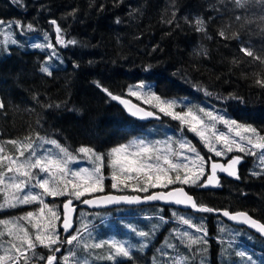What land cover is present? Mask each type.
Returning a JSON list of instances; mask_svg holds the SVG:
<instances>
[{
    "label": "trees",
    "instance_id": "trees-1",
    "mask_svg": "<svg viewBox=\"0 0 264 264\" xmlns=\"http://www.w3.org/2000/svg\"><path fill=\"white\" fill-rule=\"evenodd\" d=\"M101 4L104 5L102 10ZM261 7L241 9L232 0H20L19 3L0 0V20L6 24L17 20L23 25L31 23L35 29L29 31L13 26L0 31V100L5 104L0 109V143L39 132L57 139L70 151L84 145L106 153L133 139L167 141L182 138L186 127L181 130L180 123L170 117L161 114L159 121L148 122L127 117L97 87L96 81L113 94L149 108L126 92L130 85L143 81L162 98L177 100L182 108L219 111L227 118L264 129V88L254 83L256 73L264 77V67L239 51L241 43L258 53L264 49V31L258 20ZM73 9L77 11L69 16ZM173 12L176 13L174 22L166 23L172 19ZM237 15L249 18L253 23L241 29L244 20L236 21ZM198 16L206 20L204 33L195 31L185 20V17L193 20ZM118 18L120 23L116 22ZM52 19L65 30L66 39H75L78 43L66 48L57 47L59 55L50 62L53 74L48 76L40 71L45 58L50 55L48 50L31 45L48 42L44 39L45 34L54 43L55 30L49 23ZM222 28L229 32L240 31V39L220 37L218 32ZM7 31L13 33L16 44L5 42ZM234 59L239 63H234ZM205 90L212 95H206ZM230 94L241 97L242 102L223 99ZM173 146L178 149V145ZM6 150L14 152L11 145H6ZM236 154L239 153L226 156ZM238 170L241 179L221 178L216 190H199L196 185L177 186H183L198 204L214 209L247 211L264 222V175H252L261 171L258 159L246 156ZM109 172L110 169L105 167V176ZM110 182V179L105 180L104 193L115 192ZM64 198L68 196L45 197V200L49 204L55 201L59 211ZM16 209L14 214L10 213L13 209L0 211V219L35 210ZM173 213L182 214L198 225L202 223L207 229V245H193L189 250L181 243L174 230L202 234L175 222L177 218ZM103 219L106 220L101 221ZM73 222L72 233L82 224L88 226L83 237L89 244L119 240L135 247L132 259L118 258L113 262L103 258L109 252L107 246L85 252L82 248L64 244L57 255L59 258L66 251H76L70 264L72 260L82 264L85 259L88 264H172L178 256L187 257L186 264H247L235 255L238 251L251 255L256 264H264L263 240L242 227L228 225L212 213L181 212L155 205L101 211L76 208ZM139 231L152 233L147 238L148 246L142 251L140 244L145 238L135 237ZM166 243L175 247L167 248ZM158 250L169 255H161ZM38 251L45 257L49 253L46 248H38ZM36 264L44 262L37 261Z\"/></svg>",
    "mask_w": 264,
    "mask_h": 264
},
{
    "label": "snow or ice",
    "instance_id": "snow-or-ice-1",
    "mask_svg": "<svg viewBox=\"0 0 264 264\" xmlns=\"http://www.w3.org/2000/svg\"><path fill=\"white\" fill-rule=\"evenodd\" d=\"M13 2L19 3L20 0H13ZM232 2L241 9L261 5L262 14L258 20L261 30L264 31V0H232ZM103 7L104 5L101 4V10ZM76 11L73 9L68 15L72 16ZM175 17L176 13L173 12L172 19L167 20L166 23L172 24ZM234 19L236 21L244 20V23L240 25L241 29L253 23V20L246 17L242 18L240 15L235 16ZM185 20L194 26L195 31L206 32V20L203 17L198 16L193 20L185 17ZM116 22L120 23L119 18ZM49 23L54 26L55 44L50 42L47 34H45L44 39L48 42L34 43L31 47L51 50V54L45 58L40 68L42 73L51 76L53 73L50 62L59 55L57 45L66 48L70 45H76L78 41L66 39L65 30L61 28L57 20L52 19ZM13 26L17 29L35 30L31 23L23 25L21 21L17 20L6 24L5 21L0 20V28L11 29ZM218 35L224 39L238 40L241 32H229L226 28H222ZM5 36L6 43L9 41L12 44L17 43L12 38L13 33L11 31L5 32ZM239 51L245 57L251 58L253 62H258L264 67V49L258 53L251 46H244L241 43ZM204 54H207L206 51ZM233 62L239 63L235 59ZM75 66L78 67L79 65ZM95 83L111 100L118 101L123 105L134 118L141 120L160 119L162 114L178 121L181 130L186 127L188 131L194 133L208 151L214 153L216 157H224L233 152L239 154L231 156L226 164L213 160L211 156L205 160L195 145L186 138L180 140L169 138L167 141L133 139L128 143L112 147L106 153L98 152L91 146L81 145L75 150L79 155H74L57 139L42 136L39 132L29 134L22 139H12L0 143V197H2L0 199V211L15 209L22 205H38L36 210L28 211L22 216L0 219V264H36L37 261H43L44 264H59L60 260L63 261V264H70V259L77 255L76 251L70 250L67 255L59 259L56 255L61 251L60 246L64 244L73 246V248H82L85 252L107 246L109 252L106 257H103L104 259L113 262H117L118 258L132 259V249L135 245L119 240H101L91 244L85 242L83 232L88 231L86 224H82L75 232L70 233L74 224L75 206L73 199L81 200L86 195L92 197L81 201L86 205L165 201L184 205L199 212H220L232 221L255 229L264 237V222L255 219L247 211L231 212L228 209H214L207 205L198 204L183 186L170 188V186L177 184L218 187L220 186L218 172L226 173L228 176L239 180L241 177L238 166L246 156L256 157L261 166V171L253 172L252 175H264V129H257L251 124H244L235 119L227 118L226 114H221L219 111L201 107L185 106L177 111V100L162 98L151 90V86H146L143 81L136 85H130L127 94L136 97L149 108L141 107L121 95L113 94L99 81ZM254 83L260 88H264V77L259 72L256 73ZM146 88L147 91H145ZM205 93L212 95L206 90ZM218 99L220 98L218 97ZM223 99H236L242 102L241 97L232 94ZM4 107L3 100H0V109ZM48 107H52V105H48ZM217 125H223L226 131L220 130ZM45 144L51 147L45 148ZM174 144L178 145V150L174 148ZM6 145H11L14 152L7 151ZM53 149L57 151L54 152ZM185 150L193 155L187 156ZM180 158H183V162L180 161ZM79 159L89 161L91 167L71 168L70 164ZM206 166L210 167V172L206 170ZM105 167L110 169L108 176L104 174ZM106 179H110L111 189L119 192L131 190L132 192L149 193L150 189L156 188L169 190L152 191L143 196L117 195L112 192L96 195L97 193H104ZM61 196L71 197V199L64 201L62 215L56 205L49 204L45 200V197L56 198ZM173 216L183 225H187L202 234L194 235L189 231L174 230L180 242L185 244L189 250L193 245H207V229L202 223L198 225L193 223L192 219L178 216L176 213H173ZM160 219L163 220L164 218L160 217ZM59 228H62L64 233H69L65 239L61 238ZM221 231L223 232L225 229H221ZM136 234L145 238L144 242L140 244L142 251L148 246L147 238L152 233L139 231ZM166 247L174 248L175 245L166 243ZM38 248H46L50 254L46 257L40 255L37 252ZM158 251L161 252V255H169L167 252ZM235 255L244 259L247 264H256L252 256L245 251H238ZM186 261L187 257L178 256L172 264H186ZM72 264H81V262L72 260ZM82 264H88V261L85 259Z\"/></svg>",
    "mask_w": 264,
    "mask_h": 264
},
{
    "label": "water",
    "instance_id": "water-1",
    "mask_svg": "<svg viewBox=\"0 0 264 264\" xmlns=\"http://www.w3.org/2000/svg\"><path fill=\"white\" fill-rule=\"evenodd\" d=\"M125 98V97H124ZM126 99H128V98H126ZM130 100V99H129ZM127 117H129V118H132V119H134V120H138V121H140V122H147V121H149L151 118H148V119H143V120H141V119H138V118H134V117H132L127 111H126V109L124 108V106L123 105H121L118 101H114V100H111ZM131 102L132 103H134V104H137V103H135V102H133L132 100H131ZM139 105V104H138ZM142 107V106H141ZM231 157H229V158H227V159H225V160H215V161H219V162H221V163H227V160L228 159H230ZM208 159V157L206 158V160ZM206 170L208 171V172H210V167H208V166H206ZM218 174V176H219V179L220 178H225V179H230V180H235V178H233V177H230V176H228L226 173H222V172H218L217 173ZM205 179H206V177H205ZM219 187V186H218ZM218 187H216V186H208V187H199V186H197L196 188L197 189H199V190H216V189H218ZM185 189V188H184ZM167 190H169V189H165V190H158V189H156V190H152V191H167ZM152 191H150V192H152ZM185 191H186V189H185ZM149 192V193H150ZM187 192V191H186ZM109 193V192H108ZM149 193H146V194H149ZM188 193V192H187ZM104 194H106V193H99V194H96V195H104ZM113 194H117V195H121V194H118V193H113ZM146 194H144V195H146ZM189 194V193H188ZM125 195H138V194H125ZM190 195V194H189ZM140 196H143V195H140ZM192 196V195H191ZM92 197L91 196H86V197H84V198H82L80 201H79V203H78V207H81V208H83V209H85V210H88V211H98V210H105V209H111V208H115V207H119V206H145V205H159V206H165V207H171V208H175V209H178V210H181V211H191V212H195L196 210H193V209H191L190 207H187V206H184V205H177V204H175V203H171V202H165V201H146V202H141V203H135V204H128V203H124V202H121V203H119V204H113V205H99V206H97V205H86V204H83L81 201L83 200V199H91ZM65 201V200H64ZM64 201L61 203V205H60V212H61V215H62V212H63V203H64ZM231 212H236V211H231ZM214 216H218L221 220H223L225 223H227V224H229V225H231V226H235V227H243V228H245L248 232H250V233H252L253 235H255V236H257V237H259L261 240H263L264 241V237H262L255 229H252V228H250L249 226H247V225H245V224H242V223H238V222H235V221H232V220H230L229 218H227V217H224L223 215H222V213H220V212H213L212 213ZM73 215H74V213H73ZM60 230H61V234L63 235V236H66V235H68L69 233H64V231H63V229L62 228H60ZM72 231V229L70 230V232Z\"/></svg>",
    "mask_w": 264,
    "mask_h": 264
},
{
    "label": "rangeland",
    "instance_id": "rangeland-1",
    "mask_svg": "<svg viewBox=\"0 0 264 264\" xmlns=\"http://www.w3.org/2000/svg\"><path fill=\"white\" fill-rule=\"evenodd\" d=\"M1 30H3V28H0V31ZM41 38V37H40ZM34 43H36V42H33L32 44H34ZM53 44H55V37H54V43ZM57 47L59 48L60 46L59 45H57ZM48 51V53L49 54H51V50L50 49H47ZM127 90H128V88H127ZM127 90H126V92H127ZM148 89L146 88L145 89V91H147ZM136 98V97H135ZM138 100V99H137ZM140 101V100H139ZM142 102V101H141ZM182 107L180 106V105H178V107H177V111H179L180 109H181ZM152 110H154V109H152ZM154 121H159L160 119H153ZM217 127L220 129V130H224V131H226V129L224 128V126L223 125H217ZM182 138H186L187 140H189V141H191L192 142V144L193 145H195V147L197 148V150L200 152V154L201 155H203L204 156V158L205 157H209V156H211V157H213V158H220V160H223V159H226L227 158V156H224V157H216L215 155H214V153H211V152H209L208 151V149L203 145V143L199 140V138L194 134V133H192V132H190V131H188L187 130V128L185 129V130H183V134H182ZM181 138V139H182ZM161 141V140H160ZM128 143V142H127ZM45 147V146H44ZM48 147H51L50 145H48ZM48 147H45V148H48ZM160 147H163V145H160ZM111 149V148H110ZM109 149V150H110ZM76 150V149H75ZM75 150H69L70 152H73V154L74 155H79V154H77L76 152H75ZM178 150V149H177ZM53 151L55 152V151H57L56 149H53ZM204 153V154H203ZM185 154L187 155V156H191V155H193L192 153H188V152H186V150H185ZM180 161L181 162H183V158H180ZM70 167L71 168H73V169H79V168H82V167H91V163L89 162V161H87V160H85V159H79L78 161H76V162H73L72 164H70ZM42 175V174H41ZM110 184H111V182H110ZM106 185H108L107 184V182H106ZM174 186V185H173ZM175 186H177V185H175ZM170 187H172V186H170ZM156 189H162V188H156ZM151 190V189H150ZM37 191H38V189H37ZM115 191V193H126V192H132L131 190H125L124 192H119V191H117V190H114ZM64 199H71V197H68V198H64ZM63 199V200H64ZM79 201V200H78ZM78 201H76V203L78 202ZM50 204H56V202L55 201H51V203ZM38 207V205L37 204H32V205H22V206H20V207H17V208H23V211H28L30 208H35V210H36V208ZM14 210H17L16 208L15 209H13L10 213H12V214H14L15 213V211ZM81 212V211H80ZM2 215V212H0V217H2L1 216ZM178 216H184V215H182V214H180V215H178ZM145 218L146 217H150V216H144ZM186 218V217H185ZM175 222H178V223H180V221L177 219V220H175ZM137 233V232H136ZM135 237L136 238H139L138 237V235L137 234H135ZM122 242H126L127 243V241H122ZM128 244V243H127ZM62 248H63V246H62ZM38 254H40V255H42L41 253H40V251H38ZM68 253H67V251L65 252V254H62V256H65V255H67ZM62 256H60V257H62ZM59 257V258H60ZM58 258V259H59ZM43 262V261H42Z\"/></svg>",
    "mask_w": 264,
    "mask_h": 264
},
{
    "label": "flooded vegetation",
    "instance_id": "flooded-vegetation-1",
    "mask_svg": "<svg viewBox=\"0 0 264 264\" xmlns=\"http://www.w3.org/2000/svg\"><path fill=\"white\" fill-rule=\"evenodd\" d=\"M206 158H207V157H206ZM206 158H205V159H206Z\"/></svg>",
    "mask_w": 264,
    "mask_h": 264
},
{
    "label": "bare ground",
    "instance_id": "bare-ground-1",
    "mask_svg": "<svg viewBox=\"0 0 264 264\" xmlns=\"http://www.w3.org/2000/svg\"><path fill=\"white\" fill-rule=\"evenodd\" d=\"M41 252V251H40Z\"/></svg>",
    "mask_w": 264,
    "mask_h": 264
}]
</instances>
